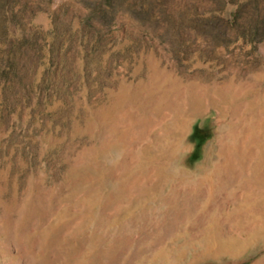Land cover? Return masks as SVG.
I'll return each instance as SVG.
<instances>
[{
	"label": "rangeland",
	"instance_id": "obj_1",
	"mask_svg": "<svg viewBox=\"0 0 264 264\" xmlns=\"http://www.w3.org/2000/svg\"><path fill=\"white\" fill-rule=\"evenodd\" d=\"M189 1L0 0V264H264L263 16Z\"/></svg>",
	"mask_w": 264,
	"mask_h": 264
},
{
	"label": "trees",
	"instance_id": "obj_2",
	"mask_svg": "<svg viewBox=\"0 0 264 264\" xmlns=\"http://www.w3.org/2000/svg\"><path fill=\"white\" fill-rule=\"evenodd\" d=\"M161 1L163 3V1H166V0H161ZM261 1L263 0H243V1L230 0V2L236 4L237 6L233 12V17L229 23H233L237 27L240 26L241 29L240 28L239 29L241 30V32L245 31L247 33V28L243 29L244 25L251 26V24L253 23L255 19L263 16L260 20L261 21L260 24H262V26L258 28L257 25H254V28L252 30V36L255 37L257 40L264 38V15H262L264 7L259 6L260 5L259 3ZM203 2L204 0H190L188 2L190 6L188 7V10H187L188 13L191 14V12L193 11L194 12L193 14L197 17L199 6L204 7L203 10H201V13L203 14L204 12L210 13L207 16L198 18V20H200V23H201L200 25H203L206 27H213L214 29L216 28L218 29L220 25L222 26L228 25L227 22H225L220 15L216 14V11H219V10L221 11L224 8V4H218V3L215 4L211 2L212 4H209L207 5V7H205L206 5H200V3L203 4ZM249 4H252L251 10L247 9V5ZM163 10L164 11L167 10L166 6H164ZM168 14H171V13H168ZM166 16L168 18L170 17V15H166ZM194 18L193 16L190 17V19H188V23L193 24L192 21L194 20ZM242 34L245 36V33H242Z\"/></svg>",
	"mask_w": 264,
	"mask_h": 264
},
{
	"label": "bare ground",
	"instance_id": "obj_3",
	"mask_svg": "<svg viewBox=\"0 0 264 264\" xmlns=\"http://www.w3.org/2000/svg\"><path fill=\"white\" fill-rule=\"evenodd\" d=\"M257 125L261 127L263 126V123H258ZM249 137H250L249 133H244L240 140V147H239L240 149L237 151L236 149L231 148L227 156H226L225 148H224L225 144L222 142V140L219 141V151H218L219 162L216 165L215 172H217L220 166H222L225 162H227L225 176L221 175L220 172L218 171L217 175L221 178V180L227 181V179L237 176V175L235 176V173L238 172L236 171V167L237 165L240 164V162H242V160L245 157L246 153L244 151L249 146L248 145V142L250 140ZM256 264H259V263H256Z\"/></svg>",
	"mask_w": 264,
	"mask_h": 264
}]
</instances>
